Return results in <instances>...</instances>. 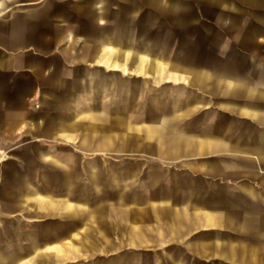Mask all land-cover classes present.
<instances>
[{"label":"crops","instance_id":"1","mask_svg":"<svg viewBox=\"0 0 264 264\" xmlns=\"http://www.w3.org/2000/svg\"><path fill=\"white\" fill-rule=\"evenodd\" d=\"M20 1L10 0V15L0 6V25H10L0 28V51L12 54L0 58V72H8L0 77V143L25 123L50 126L48 141L113 137L115 149L42 154V165L18 171L6 162L14 156L0 155V169L9 171L4 209L14 211L3 210L9 234H0V264H264V52L252 49L260 39L251 33L256 25L247 19L237 42L217 39L209 46L220 49L209 53L156 55L102 37L91 55L83 36L116 29L118 0H77L71 8L50 0L49 10L44 0ZM161 1L167 8L171 0ZM140 10L131 12V29L149 38L145 31L155 27L138 23ZM79 11L87 29H80L79 50L69 53ZM25 16L35 17L21 24ZM258 23L262 30L264 21ZM59 62L83 63L87 78L79 85L96 76L85 67L98 65L127 86L116 87L114 101L102 107L83 89L73 107L65 100L75 83L66 82ZM102 84L101 77L100 90ZM9 239L14 247L6 250L1 243Z\"/></svg>","mask_w":264,"mask_h":264},{"label":"rangeland","instance_id":"2","mask_svg":"<svg viewBox=\"0 0 264 264\" xmlns=\"http://www.w3.org/2000/svg\"><path fill=\"white\" fill-rule=\"evenodd\" d=\"M62 3L66 4L68 7H72V5L77 0H59ZM187 3V7L183 8L181 10H177L176 12H169L167 8L160 7L156 8L154 11H156V16L165 19V25L157 30L152 31H145L147 32V36L152 39V41L157 42L159 49H162L164 51L172 50L173 52L177 53H193V52H206L209 51L211 46L210 44H213L215 40H219L222 43H232L237 42L238 38L242 36L243 34V26L246 21L248 20L252 23V26H254V30H252V34H255L256 36H260L259 42H257V46L252 47L255 49L263 50L264 52V28L262 30H259V23L256 21H253V9L251 7L246 9V13H244V16L242 10H235L230 11L229 17L227 22L220 24L218 23L219 16L222 15V12L224 11L221 4L215 0H202L201 2L199 0H184ZM217 2V3H216ZM246 7V6H244ZM222 9V10H221ZM250 11V12H248ZM5 16V15H3ZM178 16H187L191 23L183 28H179L175 24V18ZM248 19V20H247ZM73 24L75 28V46L74 48H69V53H75L79 50V41L77 38L81 34L80 29H85L86 23H85V16L83 11L74 12L73 13ZM205 24H209L212 27H214V31L212 33H208L207 35H203V26ZM262 27H264V24H262ZM87 29V28H86ZM137 31H141L138 29ZM203 39V40H202ZM259 44V45H258ZM45 48H48V50H51V46H44ZM196 50V51H195ZM49 52V51H48ZM55 54L60 55L58 53H62L59 49L58 51H54ZM67 53V52H65ZM82 53V51H80ZM58 58L61 60V56H58ZM59 69L60 73L65 74L67 76L66 82H72L75 83V89L74 92L71 94V96L65 100V102H69L68 104H72L73 107L78 106L77 99L82 98V91L85 89L86 91L90 92V95L97 98L96 102L99 106L102 107L103 104H107L108 102L114 101V89H106L100 90L99 87H97V83L99 82V79L103 76L102 68L98 65H88L85 67V69H89L90 71H97L95 72L96 76L94 78H91L90 85H79L80 82L85 80L87 77V73L85 71L84 75L82 73L83 69V63L82 62H76L74 63V66L66 65L63 62H59ZM54 66V63L48 62V67ZM100 71V72H99ZM92 75V74H91ZM107 75V74H106ZM111 76H114V73H110ZM93 82V83H92ZM95 82V84H94ZM46 90V89H43ZM146 90L150 93L156 92L155 87L151 89H141L140 92H142L141 96H143L145 99L147 97ZM102 94L106 95L105 99L102 100ZM61 97V95H59ZM59 97V98H60ZM76 100V101H75ZM30 101H32L34 104L37 102V96H33L30 98ZM75 101V102H74ZM67 104V103H65ZM3 109L0 108V118L2 116ZM28 113H31L30 111ZM11 131V140H9V134L5 138V140L1 141L0 143V155H3L4 158H7L8 156H20L24 162L23 166L29 167L30 169L34 170V167L42 165L40 162V159L38 155L36 154L37 150L39 148H42L45 150L44 154L51 155L52 153H57L61 151H67V150H82V149H90V150H108L113 151L115 149V141L112 139L105 140V141H99L96 137H91L88 139V137L84 140L79 139L80 136L74 135L73 137L76 138L75 140H58V141H48L45 140V137H50V126L45 125H28V124H22L20 126H17L15 131H13V127ZM10 150V151H9ZM95 155H100L98 153L93 154L91 157H95ZM93 161L99 160V158H91ZM74 160V163L78 159H72ZM102 161H108V165H113L111 162H113V158H102ZM7 164L11 166L12 160L7 159ZM76 164V163H75ZM45 165V164H44ZM30 175V177H32ZM8 185V184H7ZM11 188L14 186V184H10ZM13 190V189H12ZM4 212H14L12 210H5Z\"/></svg>","mask_w":264,"mask_h":264},{"label":"water","instance_id":"3","mask_svg":"<svg viewBox=\"0 0 264 264\" xmlns=\"http://www.w3.org/2000/svg\"><path fill=\"white\" fill-rule=\"evenodd\" d=\"M94 0H81L80 4L82 5H90V3ZM200 2L202 0H199ZM219 2L223 8H225V13L218 18V23L223 24L228 20L229 14H230V7L233 5L234 9L242 10L244 6L246 7H251L253 9V18L255 21H264V0H215ZM161 0H139V2L134 3L133 0H118L116 1V7H115V15H114V22H115V28H109V27H104L102 30L94 31V32H87L84 34V41L83 44L90 48V54H94V49L98 45V40L102 39V37H108L112 43H117L120 42L123 46L127 47H134L139 50L142 49H147L151 54H156V55H162V54H171V55H178V54H184V53H177L173 52L172 50L164 51L162 49H159L157 42L152 41L151 38H144L143 33L141 31H134L131 29V21L133 20V17L131 15V12L133 9L138 8L140 6V14L137 17L138 23H145L147 25H152L155 27L154 30H157L164 26L165 24L160 23L159 18L154 14V10L156 8H160L161 5ZM34 2L32 1H20L17 3V5H28L32 4ZM52 3L50 0H44V3L42 7L44 10H49ZM137 4V5H136ZM145 4H149L150 7H152V10H148L145 7ZM186 3L184 0H171L167 10L171 12H176L177 10H181L185 7ZM0 6L2 7H7L10 10V13L14 12V8L16 5H10V0H0ZM88 8V7H86ZM154 9V10H153ZM66 10L63 9L62 13H65ZM35 16H25L24 18H21L20 23L21 24H29L31 20H33ZM96 17L92 14H90V19L94 20ZM175 24L179 28H183L187 26L190 23V19L187 16H178L175 18ZM2 23V22H1ZM1 29L3 31H6L9 29L10 25L9 23L3 22L2 25H0ZM114 26V25H113ZM63 30H65L63 28ZM203 35H207L208 33H212L214 31V27H212L209 24H205L203 26ZM203 40V39H202ZM219 43V41H218ZM220 49V46H211L209 51L206 50L207 53L211 52V50H217ZM225 50L229 53H234L236 52V48L232 45H228L225 47ZM12 56L11 53H6L4 51H0V58H9ZM8 72H0V77L7 76ZM102 87L106 89H114L116 87L120 86H127L125 81H122L120 78L118 79L116 76L112 77H102ZM129 82V81H128ZM128 84V83H127ZM0 87H2V83L0 82ZM2 129V127H0ZM1 133V132H0ZM45 153V150L42 148H39L36 152L38 156L42 155ZM5 160V159H4ZM4 160H1L2 162ZM24 164L22 158L20 156H14L12 158V163H11V169L18 171L20 167H22ZM8 165V164H7ZM3 166V165H2ZM8 172H5L4 169L1 167L0 169V234H9V221L7 218L3 217V210L5 208V201L8 197V189L5 188L4 186V177L7 175L8 177ZM15 181L17 182L16 185L19 186V188H14L12 190L13 192V204L18 206V195L22 192V182L20 179V176L17 175L15 177ZM21 185V186H20ZM2 189V190H1ZM1 244H4V248L6 250L10 249L11 247H14V242L13 240H7L3 241Z\"/></svg>","mask_w":264,"mask_h":264}]
</instances>
